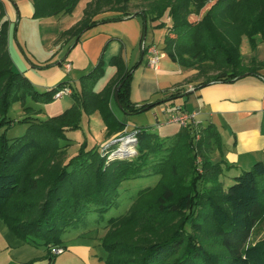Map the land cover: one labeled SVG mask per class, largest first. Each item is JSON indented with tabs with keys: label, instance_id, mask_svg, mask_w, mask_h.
<instances>
[{
	"label": "trees",
	"instance_id": "obj_1",
	"mask_svg": "<svg viewBox=\"0 0 264 264\" xmlns=\"http://www.w3.org/2000/svg\"><path fill=\"white\" fill-rule=\"evenodd\" d=\"M81 1L33 0L34 17L72 15ZM143 1L149 9L132 15L127 12L130 0H92L83 20L64 35L79 40L97 25L95 16L113 11L117 16L104 22L139 16L145 38L149 21L158 22L169 8L173 23L163 51L183 67L220 71L198 87L212 81H234L264 68V63L247 66L240 53L244 36L253 48L264 42V0ZM7 27L0 23V220L12 232L26 243L48 249L52 264L57 255L51 250L63 247L67 231L85 226L91 211L103 216L119 207L125 182L158 176L155 186L138 191L126 214L109 219L103 227L100 241L106 264H264V242L252 243L254 231L264 219V162L233 177V185L226 188L221 179L232 166L213 162L221 139L209 125L181 128L167 138L151 128L136 127L130 131H136L138 149L132 160L110 159L117 148L109 143L106 152H101L85 138L75 155L56 163L64 153L60 142L72 144L67 134L82 129L83 115L99 112L108 136L129 135L127 124L110 105L117 88L119 106L127 116L148 112L161 102L141 106L131 102L132 78L141 63L130 67L117 55L109 62L101 58L80 79L81 92H72L71 109L39 121L38 111L25 107L26 100L51 102L66 83L44 93L35 90L14 69L7 49ZM107 66L116 67L117 74L98 93L95 88ZM18 102L24 107L23 119L10 116ZM30 115H35V121ZM22 124H28V130L11 138L9 133ZM205 218L211 221L208 229Z\"/></svg>",
	"mask_w": 264,
	"mask_h": 264
},
{
	"label": "crops",
	"instance_id": "obj_2",
	"mask_svg": "<svg viewBox=\"0 0 264 264\" xmlns=\"http://www.w3.org/2000/svg\"><path fill=\"white\" fill-rule=\"evenodd\" d=\"M90 2L92 0H82L72 15L35 18L33 0H0V23L8 24L7 49L14 69L30 80L34 89L40 87L46 92L66 83L72 91L80 94V79L93 71L101 58L109 62L112 57L121 55L130 67L141 63L132 78L131 102L137 106L161 102L144 115L151 132L161 138L178 133L183 127L167 121L178 107H182L192 116L188 128L213 125L219 133L221 147L214 151L212 157L214 163L224 161L232 166L224 179H232L250 170L257 162H264V68L234 81H212L198 87L205 81L199 78V72L173 61L154 39L148 48L156 46L161 56L157 68L150 67L151 55L148 51L144 55L140 48H143L144 40L141 18L136 16L122 21L104 22V19L117 16L118 13L113 11H104L95 16L93 21L98 22L97 25L86 30L79 40L74 36H65V32L83 20L84 11ZM160 24L159 21L153 23V27ZM171 26L169 18L166 27L162 28V41H165ZM262 53L264 42H259L252 53L242 55L244 64L252 66L253 62L264 63V57L260 55ZM67 63L71 64L70 71L66 69ZM116 74V67L107 66L105 76L95 91H103ZM172 95L177 97L171 99ZM65 97H69L74 104L71 95ZM116 104L113 96L111 108L116 117L126 123L128 119L120 116ZM17 105L15 118L19 119L25 113ZM69 106L66 105L68 109ZM96 115L100 117L99 113ZM126 124V132L136 128L129 122ZM101 125L107 133L106 125L102 122ZM93 130L92 117L83 115L82 129L67 134L72 147H79L85 138L90 146H98ZM116 136L106 134V144ZM63 248L66 250L64 255L67 252L65 241ZM98 252L94 253L90 248L88 261L91 264H106L103 260L105 253ZM0 264H50L48 249L19 240L0 220Z\"/></svg>",
	"mask_w": 264,
	"mask_h": 264
},
{
	"label": "rangeland",
	"instance_id": "obj_3",
	"mask_svg": "<svg viewBox=\"0 0 264 264\" xmlns=\"http://www.w3.org/2000/svg\"><path fill=\"white\" fill-rule=\"evenodd\" d=\"M147 9H149V7L147 6V4L143 0H130L129 4L127 6V12L132 14V15L140 14L141 12L146 11ZM146 13H148V12H146ZM169 18H171V14H170V9L167 8L166 11L164 12V14L161 16L159 22L166 24L167 19H169ZM171 21H172V19H171ZM161 34H162V28H160V27L154 28L153 23L151 21H149L147 31H146V36H145V38L143 40V44H142L143 48L140 46L141 50L144 51L146 48H148L151 45L153 39L155 40L156 43H159L158 45L162 49H165L166 43H165V41L161 40V38H160ZM254 49L255 48H253L251 46L248 37H246V36L242 37L241 43H240V53L242 55L243 54L249 55L250 53H252L254 51ZM260 55L262 57H264V53H262ZM200 67H202V66H200ZM200 67L195 66L192 68H194L195 70H197L199 72L198 76L202 80L203 79L204 80L209 79V78L213 77L214 75H216L217 72H220L217 70H207L206 72H203L206 69H204L201 72L199 70ZM184 68L189 69L188 67H184ZM89 73H87L86 75H88ZM35 90H37L40 93L45 92L40 87H38V89L35 88ZM175 101H178V100H175ZM169 103H172V102H169ZM17 104L20 105L21 110H23V112L25 113L23 104L21 102H18L12 106V109L10 111V116L13 118H15V116H16V111H17L16 107L18 106ZM68 104H70L69 109H71L73 107V104H72L71 99L69 97H64V98L59 99V100H53V101L47 102V103L39 102V101L28 98L26 100L25 107H30V108H33L36 111H38L37 116H36L37 119L39 121L44 122V121H47L48 119L53 118L55 116H60V115L65 114L69 110L66 107V105H68ZM116 105L118 106V109L120 111V116L122 118H126L125 120L128 119L126 121V123L129 122V124H131L132 126L134 125L133 127L140 126V127L150 128L149 124H147V121L145 120V117H144L146 112L138 114V115L127 116V114L122 110V108L119 106V104L117 103ZM97 113H99V112L93 113L92 115L88 116V117H92V120L94 121L93 135L96 138V143H98L97 147L101 148V152H103L105 147L108 148V146H110V144L112 142H114V144H112V146L114 148L118 149L122 144V141H118V139L122 138L123 136L121 134H118L110 142V144H106L105 136L107 133H105V131L102 130L101 122L103 124H105V123H104L102 116L100 115V117H99V115H96ZM34 116L35 115L29 116L32 121H35L33 119ZM23 118H24V115L19 116V119H23ZM95 120H97V124H96ZM100 120H101V122H100ZM30 124H33V123H30ZM28 128H29L28 124L27 125L26 124L17 125L13 128L12 132L9 133V136L11 138H15L17 136H22L28 130ZM129 134L131 135V134H133V132H130ZM83 142H84V140H83ZM88 143H90V142L88 141ZM60 144L64 150V153H62L60 156L57 157L56 163L57 162H62V163L66 162L70 157H72L73 155H75L77 153V151L79 150V148L81 146L80 145L79 147H76V146L72 147V144L68 145V143L65 141H61ZM90 147H93V145ZM135 150H136V151H134L135 154L132 155L133 156L132 158H129L130 160L134 159L137 156V154H138L137 147L135 148ZM220 160H221V158L219 157V161ZM199 161H200V159H199ZM224 176L222 177L221 181L224 183L225 187L228 188L231 185H233V183H234L233 180L230 178L224 179ZM158 180H159L158 176H151V177L140 179V180H132V181L125 182L120 189L119 207H114V208L110 209L103 216H100L98 213L91 211L87 215V218H86L87 224L85 226H81V227L76 228V229L73 228V229H70L69 231H67L63 236V239L67 244V252L64 255L63 254L57 255L56 260L53 264H65V263L66 264H91V262L88 261V258H89L88 257V250L91 248L94 253L97 251H99L98 253H101V251L104 252L103 248L101 246V243H100V237H102L105 234L103 227L107 224L108 220L111 218L119 217V216L126 214L128 212V210L130 209L131 204H133L134 197H136L138 191L141 189L150 187V186H155L157 184ZM203 224H204L205 228H207V229L210 228V224H211L210 219L205 218L203 220ZM12 233L19 240H21L14 232H12ZM21 241H23V240H21ZM263 242H264V219H263V221H261L257 225V227L254 231L253 237H252V243H254V244H260ZM220 252L221 251L217 250V253L220 254Z\"/></svg>",
	"mask_w": 264,
	"mask_h": 264
},
{
	"label": "built area",
	"instance_id": "obj_4",
	"mask_svg": "<svg viewBox=\"0 0 264 264\" xmlns=\"http://www.w3.org/2000/svg\"><path fill=\"white\" fill-rule=\"evenodd\" d=\"M1 39V34H0ZM149 54L151 55L149 59V66L153 68H157L158 62L160 59V52L158 51V48L156 46H153L151 48H148L147 50ZM66 69L68 71L71 70V64H66ZM72 89L70 87L65 86L64 88L60 89L58 92H56L54 99L59 100L64 98L65 96L72 94ZM192 116L187 113L182 107H178L169 117L167 123L169 124H178L179 126L183 128H187L190 124ZM118 141H122L121 146L111 154L110 159H114L116 156L120 157H126V158H132L135 153V148L137 147V138H136V131L133 132V134H129L128 136L122 137L118 139ZM128 141V142H127ZM114 144V142L111 143V145ZM107 147L104 148V151L106 152ZM103 151V152H104ZM52 253L55 255L63 254L65 249L63 247H54L52 248Z\"/></svg>",
	"mask_w": 264,
	"mask_h": 264
},
{
	"label": "water",
	"instance_id": "obj_5",
	"mask_svg": "<svg viewBox=\"0 0 264 264\" xmlns=\"http://www.w3.org/2000/svg\"><path fill=\"white\" fill-rule=\"evenodd\" d=\"M119 90H120V88H117V89L115 90V94H114L115 100H116V102H117L118 104H119V97H118Z\"/></svg>",
	"mask_w": 264,
	"mask_h": 264
},
{
	"label": "bare ground",
	"instance_id": "obj_6",
	"mask_svg": "<svg viewBox=\"0 0 264 264\" xmlns=\"http://www.w3.org/2000/svg\"><path fill=\"white\" fill-rule=\"evenodd\" d=\"M128 142V141H127Z\"/></svg>",
	"mask_w": 264,
	"mask_h": 264
}]
</instances>
